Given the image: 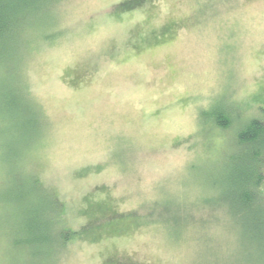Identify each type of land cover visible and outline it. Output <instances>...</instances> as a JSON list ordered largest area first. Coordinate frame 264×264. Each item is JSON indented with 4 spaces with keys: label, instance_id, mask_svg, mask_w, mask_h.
<instances>
[{
    "label": "rangeland",
    "instance_id": "374dc122",
    "mask_svg": "<svg viewBox=\"0 0 264 264\" xmlns=\"http://www.w3.org/2000/svg\"><path fill=\"white\" fill-rule=\"evenodd\" d=\"M129 1L56 0L0 48V264L262 250L228 191L264 122V0Z\"/></svg>",
    "mask_w": 264,
    "mask_h": 264
},
{
    "label": "trees",
    "instance_id": "16d2710c",
    "mask_svg": "<svg viewBox=\"0 0 264 264\" xmlns=\"http://www.w3.org/2000/svg\"><path fill=\"white\" fill-rule=\"evenodd\" d=\"M54 1L56 0H0V48L10 46L15 51H19L20 30L22 27L32 26L28 16L41 13L37 22L43 23L45 19L44 11L46 10L44 7ZM134 2L136 0L129 1V4H131L129 7ZM221 119L220 113L216 112V123L220 125L227 124ZM236 144L245 150L239 162L245 168L242 171L238 170L236 173H229L230 176L234 177V181L230 186L232 189L228 191V193H232L234 204H237L234 215H245L246 218H250L252 226H254L253 236L256 235L264 239V206L261 205V203H264V199L258 192V187L264 179L262 172L264 163V122L253 118L244 123L237 132ZM51 207L49 211L52 213L55 207ZM43 223L40 227L41 231L49 229V223ZM26 229L28 232H32L36 229V226H26ZM261 249L259 254L250 259L249 264H264V243Z\"/></svg>",
    "mask_w": 264,
    "mask_h": 264
}]
</instances>
